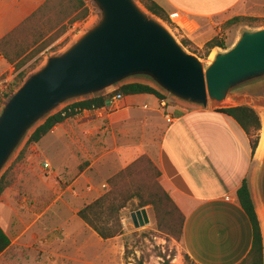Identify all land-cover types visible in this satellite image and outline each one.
Masks as SVG:
<instances>
[{"label":"crops","instance_id":"crops-1","mask_svg":"<svg viewBox=\"0 0 264 264\" xmlns=\"http://www.w3.org/2000/svg\"><path fill=\"white\" fill-rule=\"evenodd\" d=\"M44 1L0 0V40ZM154 1L169 13L180 37L200 49L223 36L224 21L253 13L246 0ZM13 71L18 74L0 54V76ZM166 97L125 95L112 111L109 103L82 110L28 149L48 179L67 177L89 160L73 185L93 180L86 174L96 169L98 196L115 173L148 155L186 216L183 242L190 257L197 264H237L252 244V226L236 196L254 161L249 136L232 116Z\"/></svg>","mask_w":264,"mask_h":264},{"label":"water","instance_id":"water-1","mask_svg":"<svg viewBox=\"0 0 264 264\" xmlns=\"http://www.w3.org/2000/svg\"><path fill=\"white\" fill-rule=\"evenodd\" d=\"M89 1L98 9V19L67 48L49 55L3 103L0 176L21 144L49 116L125 83L150 84L192 106L216 110L242 104L264 107V25H241L231 45L214 47L203 60L137 0ZM261 143L262 139L249 185L264 232ZM132 219L137 226L150 223L145 208L133 213Z\"/></svg>","mask_w":264,"mask_h":264},{"label":"rangeland","instance_id":"rangeland-1","mask_svg":"<svg viewBox=\"0 0 264 264\" xmlns=\"http://www.w3.org/2000/svg\"><path fill=\"white\" fill-rule=\"evenodd\" d=\"M137 1L146 8L141 0ZM86 2L91 9L89 17L85 21L76 22L55 40L51 41L47 37L42 40L39 44L40 51L17 69V76L24 72L25 78L38 69L49 55L67 48L98 19V9L91 1ZM246 4L253 12L247 16L255 21H246L240 25L229 24V20L224 21L221 25L223 36L220 38L226 39L228 46L234 41L238 27L241 25L256 27L264 22V0H246ZM163 22L181 41L182 37L176 25ZM33 39L32 35L26 36L27 41ZM46 43L48 45L44 46ZM188 49L198 51L193 47ZM198 52L204 55L205 50ZM13 67L16 68V65L13 64ZM255 109L264 120V107ZM263 130L262 126L260 141ZM25 141L5 170L23 150ZM89 163V160H83L79 170H84ZM72 169L74 171L67 174V177L48 179L44 172L38 169L36 158L27 148L25 155L14 166V183L0 198V224L11 240L9 248L0 256V264H137L139 261L143 264H166V260H170L171 264H197L187 253L183 241L157 229L151 205L136 208L137 198L129 201L122 209L121 217L126 218L123 233L113 238L102 239L76 215L82 207L100 197L97 193V170L92 169L86 174L93 180L88 181L82 177V184L76 187L73 183L78 180L80 171ZM150 183L152 184L151 181ZM109 189L108 183L104 190ZM144 208L148 212L150 223L137 226L132 214ZM259 214L263 219L262 211H259Z\"/></svg>","mask_w":264,"mask_h":264},{"label":"trees","instance_id":"trees-1","mask_svg":"<svg viewBox=\"0 0 264 264\" xmlns=\"http://www.w3.org/2000/svg\"><path fill=\"white\" fill-rule=\"evenodd\" d=\"M144 6L157 17L168 23L175 24L169 13L154 0H141ZM90 6L86 0H45L40 7L26 18L18 27L0 40V54L16 69L25 65L38 51L39 44L46 37L55 40L63 35L76 22L85 21L90 15ZM246 21H255L252 17L236 16L228 21L232 25H240ZM264 25V22L260 24ZM32 35L33 40L27 41L26 36ZM181 42L187 48L205 50L206 58L211 49L216 46L227 47L226 39L218 36L207 42L204 48L195 46L187 37ZM48 45L46 43L44 46ZM43 46V47H44ZM25 73L21 72L14 81L15 88L19 86ZM16 77V78H17ZM124 95L151 94L161 100L166 95L150 84L129 82L121 85L115 91L100 94L91 98L73 102L57 113L49 116L29 136L25 147L15 161L0 176V198L4 191L15 180L14 166L25 155L27 148L39 142L56 125L75 117L82 110L94 111L105 107L116 93ZM217 111L232 116L249 136L253 156L260 142L262 119L258 111L248 104L220 108ZM162 172L148 156L142 155L124 169L115 173L108 181L110 189L103 195L82 207L78 216L86 222L102 239L113 238L123 233L121 212L129 201L138 199L136 208L151 205L153 207L157 229L167 235L183 241L186 216L161 183ZM152 182V184L150 183ZM237 201L246 213L252 226V244L248 254L237 264H264V238L261 222L251 194L249 179L246 177L236 192ZM11 245L10 237L0 225V256ZM137 264H143L139 261ZM166 264H171L166 260Z\"/></svg>","mask_w":264,"mask_h":264},{"label":"built area","instance_id":"built-area-1","mask_svg":"<svg viewBox=\"0 0 264 264\" xmlns=\"http://www.w3.org/2000/svg\"><path fill=\"white\" fill-rule=\"evenodd\" d=\"M16 77H17L16 71L3 74L2 76H0V109L3 103L5 102V100L7 99V97L10 95V93L15 89V86L13 84H14ZM124 97L125 95L119 92L114 94L113 97L109 101L110 110L112 111L114 110V108H117L118 104L124 99ZM166 118L169 122L172 121V117L169 113L166 115ZM122 223H123V226L126 227L125 217H122Z\"/></svg>","mask_w":264,"mask_h":264},{"label":"bare ground","instance_id":"bare-ground-1","mask_svg":"<svg viewBox=\"0 0 264 264\" xmlns=\"http://www.w3.org/2000/svg\"><path fill=\"white\" fill-rule=\"evenodd\" d=\"M261 148H262V150H264V132H263V136H262Z\"/></svg>","mask_w":264,"mask_h":264}]
</instances>
